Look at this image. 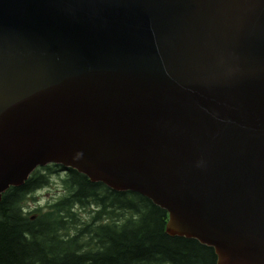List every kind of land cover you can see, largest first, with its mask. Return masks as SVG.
I'll return each instance as SVG.
<instances>
[{
  "label": "water",
  "instance_id": "1",
  "mask_svg": "<svg viewBox=\"0 0 264 264\" xmlns=\"http://www.w3.org/2000/svg\"><path fill=\"white\" fill-rule=\"evenodd\" d=\"M48 164L264 264V0H0V200Z\"/></svg>",
  "mask_w": 264,
  "mask_h": 264
},
{
  "label": "trees",
  "instance_id": "2",
  "mask_svg": "<svg viewBox=\"0 0 264 264\" xmlns=\"http://www.w3.org/2000/svg\"><path fill=\"white\" fill-rule=\"evenodd\" d=\"M55 174L63 194L28 211L26 199ZM167 220L165 210L138 193L48 165L1 197L0 264H217L213 248L167 234Z\"/></svg>",
  "mask_w": 264,
  "mask_h": 264
},
{
  "label": "rangeland",
  "instance_id": "3",
  "mask_svg": "<svg viewBox=\"0 0 264 264\" xmlns=\"http://www.w3.org/2000/svg\"><path fill=\"white\" fill-rule=\"evenodd\" d=\"M63 171H59L61 176L63 175ZM59 176L54 175L50 178V185L41 189L39 192L33 194V198L29 197L25 201V207L28 211H33L36 208L44 209L48 203L55 201L63 194V187L59 182Z\"/></svg>",
  "mask_w": 264,
  "mask_h": 264
}]
</instances>
